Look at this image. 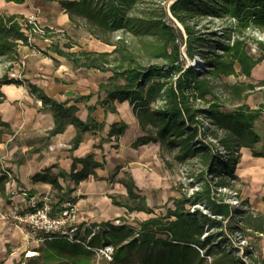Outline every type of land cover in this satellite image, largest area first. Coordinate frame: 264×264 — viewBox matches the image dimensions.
Here are the masks:
<instances>
[{"label": "trees", "instance_id": "1", "mask_svg": "<svg viewBox=\"0 0 264 264\" xmlns=\"http://www.w3.org/2000/svg\"><path fill=\"white\" fill-rule=\"evenodd\" d=\"M45 1L56 2L70 21L83 24L90 35L112 46L108 51H71L70 43H64L66 50L58 44L51 48L71 61L74 67L111 71L110 76L99 81L98 91H104L106 103L129 102L143 131L133 146L158 143L162 150L171 153L174 161L198 156L211 176L205 184H200L191 200L181 192L180 197L173 199L172 207L166 208L163 214L140 221L138 228L99 222L101 229L88 244L91 247L110 244L113 247L110 264L127 261L132 250L138 255L135 264H264L262 259L251 254L248 246H244V255L250 258L249 263L231 255L234 247L225 243L223 231V228L231 233L236 229L243 233L247 228L262 231L263 216L256 214L254 218L248 209H232L220 190L214 192V188L230 187L231 182L238 179L235 168L240 147L249 148L254 156H264V144L256 145L260 133L255 127L256 121L264 114V104L250 108L242 102L244 91H252L256 84H231L229 91L238 103L232 109L224 110L212 83V79L219 76L250 77L260 57L247 51L244 38L240 36L245 30H264V0H171L167 11L160 7L138 10L135 6L139 0ZM231 18L234 21H230ZM202 19L222 21L221 36L214 37L211 42L203 37L194 28L195 22ZM24 28L22 15H0V61L5 66L0 75V87L22 82L8 77L7 71L17 59L18 45L26 44ZM117 31L127 32L140 41V60L134 58L131 51L122 52L124 37L110 40L108 36ZM257 42L261 48L264 46ZM205 44L208 46L206 51L201 48ZM115 52L121 56L111 58ZM185 56L191 60L197 56L203 65L198 68L192 64L185 66ZM27 87L52 115L53 127L48 131V137L63 131L68 124L73 125L75 135L70 150L77 147L85 132L102 128V124L90 117L84 121L79 119L75 115L76 106H66V100L49 98L32 83H27ZM3 98L0 90V102ZM79 98L83 97L75 100ZM126 127L125 124H112L108 136L121 135ZM12 134L10 124L0 118V141ZM77 163L82 165L79 170H76ZM165 164L169 162L165 161ZM100 165L91 154L83 158L73 157L69 172L59 169L54 174L48 167L34 178L50 182L59 191V177L80 181L89 175L95 176V168ZM118 170L116 167L113 174ZM6 181V175L0 174V193ZM118 181L126 194L109 195L113 204L125 207L128 212H150L128 171L123 170ZM189 201L201 202L208 212H202L198 207L189 210ZM245 204L243 199L242 205ZM238 222L241 225H237ZM204 226L220 228L218 236L214 239L209 233L201 235ZM42 242L44 246L38 249V254L25 264H89L92 257L95 259L91 250L64 236L53 235ZM213 249L218 255L215 253L211 257ZM207 258L211 260L208 262Z\"/></svg>", "mask_w": 264, "mask_h": 264}, {"label": "crops", "instance_id": "2", "mask_svg": "<svg viewBox=\"0 0 264 264\" xmlns=\"http://www.w3.org/2000/svg\"><path fill=\"white\" fill-rule=\"evenodd\" d=\"M31 13L35 14L41 24L53 26L58 32L49 33L46 37L34 36L30 44L18 45L17 59L12 69L23 65L22 82L3 84L0 87L4 95L0 102V118L13 129L12 135L4 136L0 141V174L2 168H5L14 179L5 182L4 190L0 193V207L16 205L26 208L28 197L40 198L43 192L49 191L54 214L64 208L66 200H71L77 223L111 222L120 218L124 224L133 226L131 224L147 218L149 213L128 212L123 206L113 204L109 195L126 194L124 186L118 181L122 171L126 170L132 176L135 186L146 195L149 204L147 190L153 180L151 173H154L153 168L160 165V158L163 162L167 161L162 158L164 150L153 142L133 146L143 131L129 102L124 100L106 103L104 91H98V82L103 78L101 76L107 78L110 74L95 68L74 67L71 61L52 50L51 46L55 44L66 50L63 48L64 43H70L71 51H75L73 47L77 46L63 37L64 30L71 29L75 32L80 29V26L69 20L64 9L56 2L45 0H24L23 3L0 0V15L25 16ZM84 33L87 38L76 36V41L82 44L77 50H92L88 44L93 38L88 31ZM98 42L107 45L100 40ZM27 83L38 86L49 98L66 100V106H76L75 115L79 119L84 121L90 117L97 124H102V128L85 132L73 150H70L71 140L75 135L73 125L68 124L63 131L48 137V131L53 127L52 115L29 92ZM261 96L257 97L256 105L249 107L257 108L262 100ZM78 97L83 98L76 101ZM90 107L91 110L88 109ZM112 124H125L127 127L121 135L108 136ZM259 133L257 146L264 144V129L259 130ZM89 154L101 164L95 168V176L89 175L80 181L59 177V191L50 182L34 178V175L43 173L48 167L54 174L59 169L69 172L73 157L83 158ZM81 167V164H76V170ZM116 167L119 170L113 174ZM235 174L238 177L239 193L246 200L248 213L254 218L256 214L263 216L262 231L247 228L245 232L251 238L250 242L260 259L264 261V156H254L249 148L240 147ZM21 188L27 189L26 197L18 191ZM172 196L174 194L169 193L167 199ZM139 214L141 217L136 220L134 216ZM128 216L131 221L127 220ZM43 246L44 242L28 237L23 227L0 217V264H25L30 258L26 256L29 257L27 261L22 260L25 252L34 251L37 255L38 249ZM89 264H98V261L92 257ZM105 264L110 263L105 261ZM118 264H127V261Z\"/></svg>", "mask_w": 264, "mask_h": 264}, {"label": "rangeland", "instance_id": "3", "mask_svg": "<svg viewBox=\"0 0 264 264\" xmlns=\"http://www.w3.org/2000/svg\"><path fill=\"white\" fill-rule=\"evenodd\" d=\"M170 1L171 0H139L135 8L139 10L142 8L145 9V7H147L148 9H157V7L158 8L160 7V8H164V10L167 11L168 4L170 3ZM195 23L196 24H194V28L198 30V32L201 33V35L207 38L208 41L210 42L212 41L214 37L221 36L219 35L220 33L219 29L223 25L222 21L215 19L212 22H209L207 19H202ZM77 26H80V29H78L75 32H73V30L71 29L68 31L64 30L65 32L63 31L64 32L63 37L70 39L73 45H77L73 47L74 50H77L78 47H82V44L76 41L77 37L84 36L83 35L85 34L84 32H87L83 24H79ZM177 26L181 28L180 24L178 23H177ZM212 33H215V35H213ZM85 37L87 38L88 36L86 35L84 36V38ZM91 37L93 38V40H90L91 42L88 44V46L92 49V51H102L99 49H103V48L107 51L112 49L111 45L105 46L102 43H99L98 42L99 39H97L96 37L92 35ZM108 37L110 38L111 41H115L119 37H124L125 46H122L123 47L122 52L126 53L127 51H131L134 58L138 60L141 59V51L138 50L141 43L135 36L127 32H124V31H117V32L111 33ZM240 37L244 38L245 47L247 51L254 57H260V61L252 68L250 77H245L243 75H238V76L229 75V76H219V77L212 79L214 90L216 92L217 97L219 98V101L222 103V107L224 110H230L234 107L236 103H238L236 100H234V97L229 91L228 86L231 84L248 83V82L256 84V86L254 87L252 91H244L245 97L243 98L242 102L247 103L248 106L256 105L257 97H260V94H261L262 100L257 105L259 106L261 104H264V92H263L264 91V76H263L264 75V46H262L261 48L257 42V41H260L264 45V34H262L261 32L257 30L249 29V30H245L243 32V35ZM92 38H88V39H92ZM201 48L204 51H206L208 46L205 44L201 46ZM120 56L121 55L119 54V52H115L112 54L111 58H117ZM185 61H186L185 66H189L190 64L193 63L192 62L193 60L189 59L186 56H185ZM194 65L202 66L200 61H197ZM23 68L24 67H22V70ZM4 71H5V66L0 61V75ZM102 73H108L111 75V71L102 72ZM101 77H103L102 79L104 80L106 79L104 76H101ZM102 79H100V81ZM257 82H260L261 85H259ZM255 127L259 129L260 131L264 129V114L260 117L258 121H256ZM162 152L164 153L162 158L166 159L169 162V164H165V161L163 162L161 158L159 157L160 165L156 169L152 167L154 171V173H151L153 180L150 182L149 184L150 186L148 185L149 189L147 190V198L149 200V204L147 203L146 195L141 193L140 189L136 187L137 191L141 195L144 196L146 205L148 204L149 207L151 206L150 208L148 207L150 209V212L144 211L146 213H149V216L147 218L163 214L166 208L173 206V199L180 197L181 192H185V196L191 200L193 193L197 189H199L200 184L201 183L205 184L208 181V179H210L211 177L207 170V166L205 165L203 160L199 158L198 156H194L184 161H174L171 157V153H167L165 151H162ZM238 184H239L238 179L233 180L231 182L230 187H224V188L217 187V188H214V192L216 193V191L220 190L221 193L224 194L225 202L229 204H230L229 199L231 197H235V192H237L236 197L239 200L238 207L242 209H248L246 204L242 205V200L244 198H241L240 196V193H239L240 188ZM169 193L174 194V196L169 197L167 199V195ZM116 195L123 196L124 194H116ZM187 206L189 210H192V208L198 207L202 212H208L207 208L203 206L201 202L198 204H194L189 201L187 203ZM232 207H233L232 209H234V207L236 206L232 205ZM210 216L213 217V215H210ZM137 217L140 218L141 214H139L138 216H134L136 220H137ZM127 220L131 221L129 216L127 217ZM140 221H135L136 224H131V225H133L134 227H139ZM224 223H226V220L223 221V224ZM237 225H241V223L238 222ZM218 230H220V228L216 226H208V227L204 226L203 232L201 235L206 236L209 233V236H212L215 239L218 236L217 235ZM223 231H224V239L226 240L225 243L228 244L229 246L232 245V247H234V251L231 252V255H236V257H240L246 263H249L250 258L244 255V247H243L244 244H242V242L240 241L241 238L236 237V235L232 234L229 230L225 231L224 228H223ZM242 234L245 235L246 237L245 239L248 242V244L253 246V244L250 242L251 238L247 236V232H243ZM222 249L224 251L227 250L225 248H222ZM215 253L216 251L213 249L210 256L212 257ZM216 255L218 254L216 253ZM28 258L29 257H25V258H22V260L27 261ZM258 258L260 259V257ZM137 260H138L137 253L135 250H132L130 256L127 258V264H135ZM210 260L211 258H207L208 262ZM96 261H98V264H105V261L102 259H97Z\"/></svg>", "mask_w": 264, "mask_h": 264}, {"label": "built area", "instance_id": "4", "mask_svg": "<svg viewBox=\"0 0 264 264\" xmlns=\"http://www.w3.org/2000/svg\"><path fill=\"white\" fill-rule=\"evenodd\" d=\"M230 21H234L233 18ZM25 24L24 32L26 35V43L30 44L34 36L46 37L49 33L58 32L56 28L50 25L41 24L35 14H27L23 17ZM262 34L264 30L254 29ZM200 61L197 56L193 59L195 64ZM192 63V65H194ZM201 63V61H200ZM203 65V63H201ZM196 66V65H194ZM201 66H196L197 68ZM22 67L20 64L18 69H10L7 71V75L10 78L22 80ZM159 104V103H157ZM2 173L6 175L7 181H13L12 174L9 170L2 168ZM23 197L27 196V189L21 188L18 190ZM231 197L229 202L231 205L238 207L239 200L236 197ZM51 194L49 191H45L40 195V198L30 196L27 198L28 206L26 208H20L16 205H9L8 207H0V217L3 219L11 220L17 226H21L28 237H35L38 242H42L46 238H50L53 235H60L66 237L68 240L82 244L86 249L93 252L95 259H102L106 262L112 260L113 247L110 244H103L102 246L91 247L88 244L90 238L101 229L99 222H84L77 223L75 221V208L71 200L64 202V208L58 213H52ZM111 225L124 224L122 219L116 218L111 222ZM138 228V227H137ZM232 234L241 238L243 247L248 246L252 252L251 254L258 258V253L253 246L248 244L246 237L239 229H236ZM29 252H25V257Z\"/></svg>", "mask_w": 264, "mask_h": 264}, {"label": "bare ground", "instance_id": "5", "mask_svg": "<svg viewBox=\"0 0 264 264\" xmlns=\"http://www.w3.org/2000/svg\"><path fill=\"white\" fill-rule=\"evenodd\" d=\"M36 253L34 251H29V253L27 254L28 256H34Z\"/></svg>", "mask_w": 264, "mask_h": 264}]
</instances>
